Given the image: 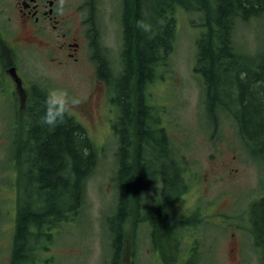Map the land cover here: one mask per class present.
Returning <instances> with one entry per match:
<instances>
[{"label": "flooded vegetation", "instance_id": "1", "mask_svg": "<svg viewBox=\"0 0 264 264\" xmlns=\"http://www.w3.org/2000/svg\"><path fill=\"white\" fill-rule=\"evenodd\" d=\"M113 1L67 0L64 15L58 16L55 0H0V264H36V254L51 249L58 225L69 221H56L55 204L41 221L45 193L38 181L34 146L39 131L36 119L49 87L41 82L44 80L37 74L35 60L64 66L85 59L106 88V81L99 79L102 75L97 76V72L104 70L102 62L111 65L118 55L112 32H116L119 46L123 31L120 0L119 11H115ZM147 98L150 101V96ZM159 118L149 135L160 145L153 148L163 153L148 156L145 134L137 142L129 138V154L142 157L141 163L143 159L145 164L155 163L157 168L153 178H142L143 183H138L135 174L125 190L127 207L118 216L123 248L112 264H121L122 258L123 264H217L221 242L229 244L232 251L233 239L240 242L242 256L247 255L245 243H249L259 258L264 245L256 248L253 240H264V217L259 216L264 207V169L258 171V189H246L242 196L247 202L240 215L233 214L238 194L230 190L206 197L209 190L196 183V172L187 171L184 159L173 151L181 146L165 141L164 134L169 133L160 114ZM115 137L118 154L122 136ZM166 169L172 175V181L166 177L167 184L163 182ZM120 194L121 187L117 199ZM215 228L223 233H212ZM141 237L146 242L139 241ZM144 244L150 261L142 256Z\"/></svg>", "mask_w": 264, "mask_h": 264}, {"label": "trees", "instance_id": "2", "mask_svg": "<svg viewBox=\"0 0 264 264\" xmlns=\"http://www.w3.org/2000/svg\"><path fill=\"white\" fill-rule=\"evenodd\" d=\"M177 10H199L201 13L203 29L196 40L193 72L200 77L202 84V110L213 115L214 127L220 114L226 113L235 122L240 138L252 154L264 161V42L259 43L253 52L239 51L234 42L237 23L244 25L254 19L264 21V0H120L123 31L117 66L102 62L104 70L97 72V76L102 75L99 79L107 83L113 115L116 110L112 133L122 136L114 173L116 191L121 187V194L114 212L104 214L102 220L117 239L112 242L116 257L112 256L110 264L116 262L123 248L122 227L118 221L127 207L125 190L135 174L139 183L144 180L142 178H153V171L157 168L155 163L145 164V159L141 163L142 157L129 154V138L131 136L137 142L145 134L143 139L148 144V156L163 153L153 148L160 145L149 135L150 128L155 129L160 118L147 94L158 73L168 68L167 58L176 34ZM137 20L150 23L152 31L147 34L139 31ZM42 115L41 107L36 119L38 123ZM85 129L72 114L66 116L64 125L54 129L39 124L34 162L38 168V181L45 193L42 222L49 215L52 204H55L56 221L75 220L84 208L87 183L98 161V150ZM164 139L171 141L167 133ZM166 145L168 148V143ZM168 173L166 169L165 184L172 181V175ZM259 216L264 217V207ZM41 234H44L43 227ZM261 237L264 236L261 234ZM257 240V237L253 240L256 248L260 243L264 245V240ZM43 247L44 244L41 249ZM258 259L260 264L264 262V254Z\"/></svg>", "mask_w": 264, "mask_h": 264}, {"label": "rangeland", "instance_id": "3", "mask_svg": "<svg viewBox=\"0 0 264 264\" xmlns=\"http://www.w3.org/2000/svg\"><path fill=\"white\" fill-rule=\"evenodd\" d=\"M113 5L115 11H119L117 0L113 1ZM175 18L176 34L173 49L167 58L168 68L158 73L147 95L156 113L161 115L170 140L174 145L181 146L174 147L175 155L184 159L187 171L196 172L199 177L196 183L209 190L206 197L212 198L214 192L223 195L231 190L233 194H238V203L233 205L232 213L239 214L247 202V198L242 196L245 190L258 189V171L264 169H261L262 158L254 156L249 146L240 139L235 122L226 113L220 114L214 127L213 115L208 114L206 109L202 110V84L200 77L193 72L196 40L203 29L201 13L199 10H177ZM112 39L116 46L114 49L118 52V36L115 31L112 32ZM234 42L239 51H255L257 45L264 42V21L254 19L244 25L237 23ZM117 58L115 54L112 61L115 66ZM58 65L39 59L34 63L37 74L44 80L41 82L49 89L63 88L68 90L70 96L80 99L79 107L69 114L74 115L86 128L88 137L98 150V161L87 183L82 212L77 219L58 225L60 229L53 244H50L51 249L38 252L35 263L106 264L112 256L116 257L112 242L117 239L109 227L102 223L104 214L114 212L116 193L118 196L119 191L118 187L116 192L114 176L118 158L117 141L111 130L116 110L113 115L106 88L95 78L87 60L80 58L76 63ZM211 231L217 235L223 233L220 228ZM142 240L145 238L141 237L139 241ZM237 243L233 239L231 244L234 249L229 251V244L221 242L217 264L258 263V254L249 243H245L248 252L243 256L239 253L240 242ZM147 249V244H144L142 256L150 261ZM141 259L140 256L139 263Z\"/></svg>", "mask_w": 264, "mask_h": 264}, {"label": "clouds", "instance_id": "4", "mask_svg": "<svg viewBox=\"0 0 264 264\" xmlns=\"http://www.w3.org/2000/svg\"><path fill=\"white\" fill-rule=\"evenodd\" d=\"M67 0H55V14L63 16L66 9ZM136 27L143 33H150L152 25L144 20H137ZM81 101L75 96H70L68 90L63 88L49 89L43 101V115L39 119V124L50 129L62 126L66 123V116L76 110Z\"/></svg>", "mask_w": 264, "mask_h": 264}]
</instances>
